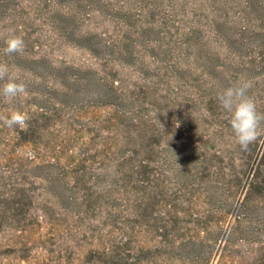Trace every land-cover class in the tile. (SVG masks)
Returning a JSON list of instances; mask_svg holds the SVG:
<instances>
[{
  "label": "rangeland",
  "instance_id": "obj_1",
  "mask_svg": "<svg viewBox=\"0 0 264 264\" xmlns=\"http://www.w3.org/2000/svg\"><path fill=\"white\" fill-rule=\"evenodd\" d=\"M11 35L22 37L23 53L4 54ZM0 63L26 85L11 103L0 96V264H125L106 257L112 240L130 226L131 246L155 247L152 220L164 211L159 198L136 220L134 168L144 155L133 108L144 105L162 132L151 142L157 172L179 164L185 150L170 123L195 101L193 87L210 88L206 74L224 77V89L252 81L248 95L264 113V0H0ZM224 89L213 92L210 125L221 152L238 145L216 98ZM206 92L193 105L201 118ZM14 110L27 115L24 128L3 125ZM258 132L261 148L264 120ZM184 202L186 229L206 217L230 226L237 213L221 195ZM139 255L130 264H152Z\"/></svg>",
  "mask_w": 264,
  "mask_h": 264
},
{
  "label": "trees",
  "instance_id": "obj_2",
  "mask_svg": "<svg viewBox=\"0 0 264 264\" xmlns=\"http://www.w3.org/2000/svg\"><path fill=\"white\" fill-rule=\"evenodd\" d=\"M206 75L211 82L210 88L200 90L193 87L191 95L195 101L187 104L180 124L170 123L182 137L183 154H186L185 157L176 155L177 167L162 172L153 168L150 159L154 148L151 142L156 137L160 140L162 132L145 115L144 105L138 104L133 108L132 119L139 124L141 131L137 147L144 155L134 168V175L139 179L135 183L136 188L143 195L141 201L134 204L136 220L146 216L153 201L160 198L164 211L152 220L155 231L160 233L159 244L134 248L130 239L136 231L128 226L123 239L112 240L106 249V257L125 264L141 261V253L149 254L152 264H264V146L259 148V140H255L246 150L239 145L232 151L213 150L217 136L210 131V125L218 109L213 92L224 89L225 78L214 73ZM199 91L210 92L202 101L201 108L206 112L203 118L193 109V105L198 104ZM213 184L216 190H204L202 187ZM196 193L207 200L221 195L226 201L236 202L234 222L230 226L218 224L214 227L206 217L192 224L190 230L181 227L187 212L180 210V206L185 205L187 197L193 199ZM92 198L84 196L81 200L89 202ZM56 199L60 204L71 201L64 196H56ZM79 200L74 203L80 204ZM109 216L120 220V216L113 213ZM131 222L135 224L134 219Z\"/></svg>",
  "mask_w": 264,
  "mask_h": 264
},
{
  "label": "clouds",
  "instance_id": "obj_3",
  "mask_svg": "<svg viewBox=\"0 0 264 264\" xmlns=\"http://www.w3.org/2000/svg\"><path fill=\"white\" fill-rule=\"evenodd\" d=\"M25 44L21 36L11 35L5 41L4 54H21L24 52ZM8 77V82L0 86V96L11 103L18 97L26 95V85L23 81L9 74L6 64L0 63V80ZM252 81L241 80L234 86L225 88L217 93L219 105L225 112L230 114L229 124L234 133L236 143L242 150H246L249 144L257 139L260 122L264 120V113L257 111L255 101L248 95L252 87ZM28 117L25 113L12 111L10 116L2 119L4 126L24 128ZM31 155V154H29Z\"/></svg>",
  "mask_w": 264,
  "mask_h": 264
}]
</instances>
